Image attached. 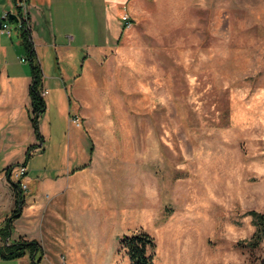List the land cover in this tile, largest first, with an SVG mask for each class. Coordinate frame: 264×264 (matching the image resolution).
Segmentation results:
<instances>
[{"label":"rangeland","instance_id":"obj_1","mask_svg":"<svg viewBox=\"0 0 264 264\" xmlns=\"http://www.w3.org/2000/svg\"><path fill=\"white\" fill-rule=\"evenodd\" d=\"M96 9L100 25L99 0ZM126 14L131 26L122 28L118 42L101 57L91 48L60 62L51 49L43 54L50 94L39 119L40 150L25 158L27 147L40 142L31 132L3 137L6 120L0 116V226L14 208L10 181H17L18 166L26 163L23 198H33L42 182L47 189L41 192L50 197V178L65 179L68 171L88 162L95 146L97 155H106L101 165L108 188L99 194L115 207L103 209L98 219L85 213L83 229L73 223L74 234L83 238L75 264H129L118 242L141 230L155 240L157 264L262 260L264 233L252 213L264 216V0H136L135 10ZM24 58L20 46L16 68L29 69L20 61ZM3 63L0 57V68ZM59 67L68 77L81 74L74 88L86 92L82 105L91 124L80 123L76 109L68 108L69 88ZM88 88L97 90L88 94ZM70 111L80 125L68 126ZM105 174L130 175L141 189L152 184L160 201L154 216L144 220L139 211L127 220L123 209L130 208V192ZM143 196L140 192L139 203ZM50 211L42 213L49 227ZM30 221L22 218L24 230ZM169 224L179 245L174 255L163 232ZM56 226V237L66 242L67 227ZM28 227L25 231L40 234L39 227ZM15 236L13 227L9 242ZM48 242L42 264L74 263L58 241ZM19 261L0 258V264Z\"/></svg>","mask_w":264,"mask_h":264},{"label":"crops","instance_id":"obj_2","mask_svg":"<svg viewBox=\"0 0 264 264\" xmlns=\"http://www.w3.org/2000/svg\"><path fill=\"white\" fill-rule=\"evenodd\" d=\"M99 1L101 3L102 16V23L100 25L98 24L100 20L98 19L96 9L97 0H28L30 6L28 22L30 38L40 66L42 64L43 54L50 49L54 52L56 60L60 62L61 59L72 58L77 55L78 51H85L89 48L100 51L101 57L104 55L106 49L113 47L118 42L123 31L120 17L124 13H131L135 10L136 0ZM5 13L15 14L12 0H0V22L3 20L2 17ZM18 35L19 30L15 26L10 28L9 34L0 30V57L4 60L0 68V82H2L5 87L0 90V107L5 110L0 116H4L6 120L2 127V135L3 137L11 138L12 135L16 133L27 136L31 132L34 141H37L29 121V114L31 111L28 94V88L31 84L29 69L26 70L24 68L21 70L16 68V64H18L17 55L20 48ZM88 58L89 53L86 52L83 63H85ZM24 61L27 62L26 59ZM59 69L61 81L63 83L67 81V86L69 88L68 98L66 96L68 108L72 105V111L76 109L75 111L78 112L81 117V120L79 119L80 123L89 124V116L82 105V98L86 92L84 93L81 88H74L81 74H73L71 77H68L63 72L64 70L60 67ZM96 90L97 89L91 91L88 88L87 92L88 94L89 91L95 94ZM44 91H47V93L42 94ZM49 94L50 90L47 86L45 76L43 75L41 96L46 104L45 111L49 106ZM78 103L80 106L77 105ZM67 114L69 126L70 123L73 122V118L70 117L71 111ZM73 123L76 126L80 125L79 123L78 125L75 122ZM98 124L100 125V123ZM39 133L42 136V141H39L40 145H37L35 148L36 150H40L44 143V136L41 134L40 129ZM92 151L91 155L88 157V162L77 165L73 170L68 171V175H66L65 179H58V181H56L57 179L50 178V197H48L49 195H43L41 192V189H47L44 187L45 182L40 183V191L37 192V190L33 198L24 197L20 216L13 221V227L16 231L15 238L22 237L27 240H36L42 248V258L46 254V245L44 241H50L48 245L51 246L56 245L54 242L58 241L57 245L59 247L61 245V248H65L72 255L71 263L74 262L73 257L78 253L83 238L74 234L73 223L78 222L80 228L83 229V217L85 213L90 211V213L95 215V218L98 219V215L103 209L107 207L113 209L115 207V203L111 199L106 200L104 194H99V189L105 190V188H108V183H105V179L103 178L104 169L101 165L104 162L103 157L106 155H97L96 152L98 151L95 146H93ZM44 177L45 176H42L41 179ZM107 180H110V183L113 184L116 181L123 182L127 191L130 192L127 200L129 202H127V204L130 205V208H128V210L122 208L123 212L128 215L127 220L138 216L139 211H141L144 220L152 215L154 216L155 207L157 205L160 206V201L158 196H156L155 187L152 184L146 186L145 189H141L137 184H132L134 183L133 177L130 175L124 177L111 175L107 176ZM132 191L135 193L132 194ZM140 192H143L145 195L142 197V199H144L143 203L142 201L141 203L138 201ZM48 208L51 209V218L46 224H51V227L45 225L43 221L46 218L42 213L43 211L45 213ZM92 208L94 210H91ZM22 218L34 220V223L30 221L28 225L39 227L40 234L34 236L32 233L25 231L30 228L28 225H25L26 228L24 230V224L21 223ZM101 221L104 223L105 220ZM17 223H19V227ZM54 226L60 229L67 227L66 229L70 233L66 242H63L62 237H56L53 232ZM135 227L140 226L136 224ZM135 227H133V230ZM17 228L19 229L17 230ZM163 232L165 239L169 243V249L174 255L175 249L179 247V245H175L172 240V225L169 224ZM76 240L79 242L77 243ZM42 258L40 264H42ZM17 260H20V264H29L30 262L28 255L17 258ZM175 262V264H179L176 259ZM73 264H75V262Z\"/></svg>","mask_w":264,"mask_h":264},{"label":"trees","instance_id":"obj_3","mask_svg":"<svg viewBox=\"0 0 264 264\" xmlns=\"http://www.w3.org/2000/svg\"><path fill=\"white\" fill-rule=\"evenodd\" d=\"M13 4L15 0H12ZM20 46L25 51V59L28 62L29 73L31 76V84L28 88V94L30 98L31 111L29 114V121L32 127L33 133L37 141H42V136L39 133L38 120L39 117L45 112V101L41 96L43 73L40 63L36 57V53L33 48L32 40L30 38L29 27H27V21L21 23L18 28ZM37 145H30L25 151V158L30 155V151L36 148ZM26 166V163H22ZM10 168L7 169V174ZM11 190L14 198V208L11 214L4 220L3 225L0 226V258L2 260H12L28 255L30 258L29 264H40L43 251L40 244L34 240H25L19 237L17 240L9 242L10 232L13 228V221L20 216L22 205L24 203L23 190L19 186L18 182L10 181ZM255 215V220L259 230L264 233V216L252 213ZM253 236V239L258 235ZM257 244V243H256ZM255 246V245H252ZM156 244L154 238L144 231H132L123 235L118 242V251L124 252L127 256L129 264H157L154 260V250ZM247 264H264V258L257 262H250Z\"/></svg>","mask_w":264,"mask_h":264},{"label":"built area","instance_id":"obj_4","mask_svg":"<svg viewBox=\"0 0 264 264\" xmlns=\"http://www.w3.org/2000/svg\"><path fill=\"white\" fill-rule=\"evenodd\" d=\"M14 8H15V15L17 18V23H10L7 19V14L5 13L2 17V21L0 22V30L6 32L9 34L11 26H15L16 28H19L22 22L27 21V27L29 22V13H30V6L28 3V0H15L14 2ZM120 20L123 24L124 28H128L131 26L132 21L130 17L125 13L120 17ZM25 59H21V61H24ZM45 91L42 93L44 94ZM75 120V119H74ZM76 121V120H75ZM77 124V123H76ZM26 166L20 165L17 167L16 172L14 173V176L16 177L17 181L19 183V186L22 190L26 189V184L23 182V178L26 177Z\"/></svg>","mask_w":264,"mask_h":264},{"label":"water","instance_id":"obj_5","mask_svg":"<svg viewBox=\"0 0 264 264\" xmlns=\"http://www.w3.org/2000/svg\"><path fill=\"white\" fill-rule=\"evenodd\" d=\"M7 19L10 23H17V18H16V15L13 14V13H8L7 14Z\"/></svg>","mask_w":264,"mask_h":264},{"label":"bare ground","instance_id":"obj_6","mask_svg":"<svg viewBox=\"0 0 264 264\" xmlns=\"http://www.w3.org/2000/svg\"><path fill=\"white\" fill-rule=\"evenodd\" d=\"M176 248H177V247H176ZM180 249H181V248H180ZM175 252L178 253V252H179V249L177 248V249L175 250ZM180 254H181V253H180ZM180 254H179V255H180ZM188 255H189V254H188ZM182 256H183V255H182ZM190 256H192V255H190ZM188 257H189V256H186L185 259H187ZM179 258H180V257H179ZM181 259H182V258H181Z\"/></svg>","mask_w":264,"mask_h":264}]
</instances>
